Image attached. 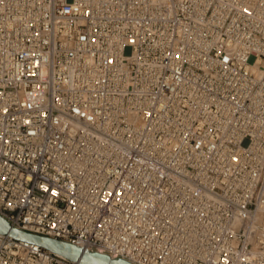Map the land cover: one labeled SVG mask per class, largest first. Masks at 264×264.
I'll use <instances>...</instances> for the list:
<instances>
[{"label": "built area", "instance_id": "obj_1", "mask_svg": "<svg viewBox=\"0 0 264 264\" xmlns=\"http://www.w3.org/2000/svg\"><path fill=\"white\" fill-rule=\"evenodd\" d=\"M0 214L133 264H264V0H0ZM0 264H81L0 234Z\"/></svg>", "mask_w": 264, "mask_h": 264}, {"label": "water", "instance_id": "obj_2", "mask_svg": "<svg viewBox=\"0 0 264 264\" xmlns=\"http://www.w3.org/2000/svg\"><path fill=\"white\" fill-rule=\"evenodd\" d=\"M0 234H8L15 239L38 244L70 260L79 261L81 264H133L126 259L120 257L113 258L108 254L92 251L72 242L20 229L13 226L1 214Z\"/></svg>", "mask_w": 264, "mask_h": 264}]
</instances>
